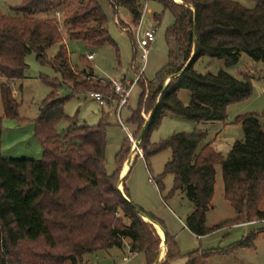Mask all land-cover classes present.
Instances as JSON below:
<instances>
[{
    "label": "trees",
    "instance_id": "16d2710c",
    "mask_svg": "<svg viewBox=\"0 0 264 264\" xmlns=\"http://www.w3.org/2000/svg\"><path fill=\"white\" fill-rule=\"evenodd\" d=\"M159 1L173 17L165 33L168 61L153 80L139 82L137 108L126 120L136 127L137 138L145 124L142 113L149 115L155 107L139 146L146 163L150 156L164 150L170 151V157L154 182L161 191L163 177L173 176L169 195L182 191L192 205L186 228L198 237L206 236L214 230L206 226V214L214 192L215 166L219 165L224 198L234 209L237 222L264 221V209L259 208L264 196V127L260 123L264 109L261 115L235 117L233 123L241 124L244 137L234 140L226 156L210 142L203 143L209 130L227 123L229 105L251 96L252 81L224 70L212 74L193 68L203 56L223 60L229 67L238 62L241 53L264 63V0H249L254 4L251 9L232 0H180L183 4ZM109 2L113 8L125 7L134 22L140 21L139 0ZM9 9L12 15L0 11V97L4 115L18 118L12 90L20 89L27 78L28 54H35L38 64L49 65L61 81L41 76L50 89L34 121L41 159L3 158L0 153V264H81L85 253L121 248L126 239L131 254L143 253L147 262L154 264L160 239L125 199L131 200L125 184L122 192L118 188L119 174L129 158L128 142L125 140L116 154V166L110 174L105 159L106 122L79 124L64 113L71 97L65 90L74 94L102 92L108 86L101 88L97 83L75 79L58 21L48 16L63 12V27L70 40L91 48L109 43L116 49L105 14L96 0H20ZM160 18L155 17L156 21ZM56 44V54L48 59V50ZM88 65L93 77L92 65ZM176 73L179 75L163 89L166 79ZM164 116L189 122L190 130L174 129L158 143L147 142L150 131ZM62 121L68 126L58 132L56 126ZM1 123L0 116V137ZM139 210L163 227L152 215ZM164 232L167 252L159 264H172L180 255L172 236ZM254 238L251 234L234 248H251ZM194 255H188L186 264L195 262Z\"/></svg>",
    "mask_w": 264,
    "mask_h": 264
},
{
    "label": "rangeland",
    "instance_id": "374dc122",
    "mask_svg": "<svg viewBox=\"0 0 264 264\" xmlns=\"http://www.w3.org/2000/svg\"><path fill=\"white\" fill-rule=\"evenodd\" d=\"M96 1L107 18L108 33L116 44V49L109 43L98 48H91L83 42L70 40L65 35L63 12H60L59 15L51 14L48 17L56 18L58 21L75 79L86 80L90 84L97 83L101 88L108 86V89L102 92L90 91L98 92L106 97L105 104L97 103L90 96V92L74 94L70 89L65 90L64 92L71 97L65 103L64 113L69 118H75L79 124L96 126L100 122H106L105 159L107 172L111 174L116 166V154L123 146L124 141L126 140L130 147L128 155L135 146L136 127L129 125L126 120L137 108L140 95L139 82L153 80L167 64L169 47L166 43L165 33L167 28L173 24V17L169 10L164 9L159 0H139L142 13L139 21L141 33L136 36L135 31L138 23L134 22L132 15L125 7L113 8L109 0ZM232 1L248 9L254 7V4L249 0ZM19 2L20 0H0V11L12 15L9 7L17 5ZM73 8L71 7V9ZM158 15L161 18L156 21L155 17ZM45 17L42 16V18ZM151 28L157 29L155 41L148 48L146 58L142 60V51L137 47V38L142 37L144 32ZM57 49L56 44L48 50V59L56 54ZM88 53L94 54L92 60L86 59ZM82 57L86 60H81ZM88 63L92 65L93 77L90 76L91 71ZM26 64L28 65L27 78L22 82L20 89L14 87L12 90V96L18 104V118L4 115L0 97V116L2 117L0 153L3 158L40 160L42 150L34 137V121L39 114L41 101L50 91L41 76L58 81H61V76L49 65L38 64L33 53L26 56ZM142 68L143 71L130 92L127 105L121 109L120 116H118L120 96L115 93L112 80L118 81L126 90L127 84L135 80ZM193 68L199 73L209 72L212 74L224 70L235 77L246 76L251 79V96L242 102L229 105L227 107L228 119L233 120L236 116L246 113L261 115L263 112L264 63L262 61H255L246 53H241L236 64L226 67L223 60L203 56L193 64ZM98 79L100 81H97ZM96 110L98 113H95ZM142 117L146 120L148 114L142 113ZM260 123L264 127V118L260 119ZM67 126V122L62 121L56 126V129L58 132H62ZM174 129L189 131L190 124L177 117L164 116L159 126L150 131L147 142L158 143L169 136ZM127 133L131 134L133 141H130ZM220 133L221 136H229L235 140H242L244 137L240 123H230L225 131L221 128ZM212 134H208L203 143H207ZM211 144L214 147L213 143ZM132 157L131 171L125 180L131 191L130 199L138 208L145 209L148 211L147 213L160 221L163 225L162 228L176 242L180 258L172 264H186L188 255L191 253H195L196 258L193 264H264V221L237 222L234 209L224 198L222 170L219 165L215 166L214 192L210 209L206 214V226L214 228V230L206 236L197 237L185 229V217L191 211L185 194L182 191H176L173 193L174 195L169 196L173 187V176L168 174L163 177L161 191L154 182V179L157 180V177L163 173L164 165L170 157V151L164 150L150 156L146 163L143 158V150L139 146ZM150 178L152 181L149 180ZM123 184V182L119 183L121 190H123ZM259 208L264 209V196ZM122 220L128 222L126 218ZM152 227L160 239V248L163 242L162 232L160 234L156 227L153 225ZM251 234H255L253 247L234 248V245ZM128 244L129 241L126 239L121 248L113 247L87 252L82 256L81 264H149L145 254H131ZM166 252L165 245L160 263L164 262ZM124 257L126 260H123Z\"/></svg>",
    "mask_w": 264,
    "mask_h": 264
},
{
    "label": "built area",
    "instance_id": "2783aa9c",
    "mask_svg": "<svg viewBox=\"0 0 264 264\" xmlns=\"http://www.w3.org/2000/svg\"><path fill=\"white\" fill-rule=\"evenodd\" d=\"M56 14L59 15L58 12ZM156 32H157L156 28H151V29L146 30L142 37H139V39L137 38V47L139 49H141V51H142V54H141L142 60H144L146 58L148 48L155 41ZM138 34L139 33L137 31L136 36ZM93 57H94L93 53H89L86 55V58L88 60H92ZM142 71H143V68L140 70V72H139L138 76L135 78V80L133 82L127 84L128 88L126 90L124 89L123 85L120 84L118 81L112 80L115 93L120 96L119 101H118V109H117L118 116H120L121 109L127 105L130 92H131L133 86L136 84L137 80L139 79V76L141 75ZM89 94L97 103L105 104V100H106L105 98L106 97H104L102 94H100L98 92H90ZM127 136L130 139V141H133V138H132L130 133H127ZM149 180L152 181V178H150ZM123 260H126V257H124Z\"/></svg>",
    "mask_w": 264,
    "mask_h": 264
},
{
    "label": "crops",
    "instance_id": "0c3cea01",
    "mask_svg": "<svg viewBox=\"0 0 264 264\" xmlns=\"http://www.w3.org/2000/svg\"><path fill=\"white\" fill-rule=\"evenodd\" d=\"M138 31V33H141L140 31H139V22H138V25H137V28H136V31H135V33ZM66 35V34H65ZM67 36V35H66ZM63 42H64V38H63ZM65 43V42H64ZM57 46H59V45H57ZM89 54V53H88ZM96 76H99V75H97L96 74ZM95 113H98V110H96L95 111ZM235 119V118H234ZM233 119V120H234ZM233 120L232 119H228V121H227V123H225L224 125H221V126H216V127H214V128H212L211 130H209V132H208V134H212L213 132V134L209 137V140H208V142H210V143H213V145H214V148H216V150L217 151H219V152H221L224 156H226L227 154H228V152L230 151V149H231V146H232V144H233V142H234V140L235 139H233L232 137H229V136H221L220 134V130H221V128L225 131V129H226V127L228 126V124H230V123H233ZM85 124V123H84ZM191 127V126H190ZM126 162H128V164H131V161L129 162V160L128 161H126ZM126 163H124V165H125ZM124 165H123V167H122V170H121V172H120V176H124L125 174H127V177H128V175H129V173H130V171H131V169H130V165H128V167L126 168V170H124ZM129 169V170H128ZM126 177V178H127ZM126 178L123 180V183L125 184V186L127 187V185H126V182H125V180H126ZM127 189H128V191H129V194L131 195V191H130V189L127 187ZM174 195V194H173ZM169 196H171V195H169ZM190 203V202H189ZM190 206H191V211H190V213L192 212V205L190 204ZM142 210H144L145 212H148V211H146L145 209H142ZM190 213H188L187 215H186V217L190 214ZM185 217V218H186ZM185 229H187L186 227H185ZM188 230V229H187ZM189 231V230H188ZM190 232V231H189ZM191 233V232H190ZM192 234V233H191ZM198 237V236H197Z\"/></svg>",
    "mask_w": 264,
    "mask_h": 264
},
{
    "label": "water",
    "instance_id": "95a60500",
    "mask_svg": "<svg viewBox=\"0 0 264 264\" xmlns=\"http://www.w3.org/2000/svg\"><path fill=\"white\" fill-rule=\"evenodd\" d=\"M175 2H180V3H182L180 0H174ZM183 4V3H182ZM185 6L186 7H190V8H192L191 6H189V5H186L185 4ZM189 62H190V59L188 60V62L185 64V67L189 64ZM179 75V73H176V74H173V75H171V76H169L167 79H166V81H165V83H164V85H163V89L167 86V84H168V82L172 79V78H174V77H176V76H178ZM161 95H162V93L159 95V97H158V100H160V98H161ZM154 109H155V107L153 108V110L150 112V114L148 115V117L146 118V120H145V124H144V126L142 127V129H141V131H140V133H139V135H138V137L136 138V140H135V146H134V148H133V151L130 153V155H129V158H128V160H129V162L131 161L132 162V155H133V153L138 149V147H139V145H140V142H141V140H142V138H143V135H144V132H145V129H146V125H147V123H148V119H149V117L151 116V114L153 113V111H154ZM127 160V161H128ZM130 165V164H129ZM126 176V175H125ZM125 176H120V178H119V182H118V188H119V190L122 192V190L120 189V187H119V183H122L123 182V180H124V178H125ZM125 199L128 201V203L131 205V207L135 210V212L143 219V220H145V218H147L142 212H140V210H139V208L131 201V200H129V199H127L126 197H125ZM147 219H149V218H147ZM146 221V220H145ZM146 222H148V223H150V224H157V225H159L158 223H156L155 221H153V220H151V219H149V221H146ZM154 226V225H153ZM160 226V225H159ZM160 228H161V226H160ZM162 229V228H161ZM162 231H163V233H164V238L162 239V245H161V247L159 248V255H158V258H157V260L155 261V263L154 264H159L160 263V260H161V257H162V247L163 246H165L166 245V235H165V232H164V230L162 229Z\"/></svg>",
    "mask_w": 264,
    "mask_h": 264
},
{
    "label": "bare ground",
    "instance_id": "6f19581e",
    "mask_svg": "<svg viewBox=\"0 0 264 264\" xmlns=\"http://www.w3.org/2000/svg\"><path fill=\"white\" fill-rule=\"evenodd\" d=\"M133 156V155H132ZM128 162H126V164L124 165V170H126V168L128 167ZM145 220L146 221H149V219H147V218H145ZM154 225V227H156V229H157V231L161 234V232H162V235H161V238L163 239L164 238V233H163V231H162V229L160 228V226L159 225H157V224H153ZM164 247V246H163ZM163 247H162V252H163Z\"/></svg>",
    "mask_w": 264,
    "mask_h": 264
}]
</instances>
